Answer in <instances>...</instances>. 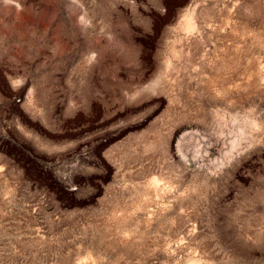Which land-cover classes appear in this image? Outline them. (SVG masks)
<instances>
[{"label": "rangeland", "instance_id": "374dc122", "mask_svg": "<svg viewBox=\"0 0 264 264\" xmlns=\"http://www.w3.org/2000/svg\"><path fill=\"white\" fill-rule=\"evenodd\" d=\"M0 264H264V0H0Z\"/></svg>", "mask_w": 264, "mask_h": 264}]
</instances>
